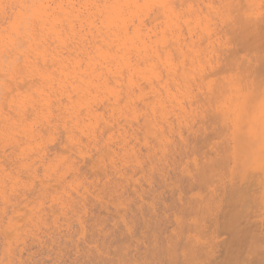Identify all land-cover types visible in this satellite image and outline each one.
Instances as JSON below:
<instances>
[{"label": "bare ground", "instance_id": "1", "mask_svg": "<svg viewBox=\"0 0 264 264\" xmlns=\"http://www.w3.org/2000/svg\"><path fill=\"white\" fill-rule=\"evenodd\" d=\"M25 81L30 86L25 89V86L21 85L24 88L22 89L19 83ZM12 92L16 94L7 99V95ZM2 99L8 103L10 109L6 113L2 103L0 104V148L4 153L10 149L12 154L20 147V154L28 152V155H23L24 159L43 161L47 153L45 154L43 148H39L47 139L62 132L66 135L67 145L72 148L70 149L82 153L83 149L87 150L85 148L88 143L90 146L97 145L103 131L107 129L110 132L108 140L106 131L104 139L111 144L118 142L119 145L116 149L118 153L111 154L113 158L109 166L125 177L126 173H121L122 169L126 170L128 165H140L143 162L140 153L142 155V152H145L151 172V183L147 187L150 189L141 186L140 189H135L136 205L133 200L123 196L125 189L121 193L114 191L119 195L115 204L119 217L109 216L118 219L115 222L117 228L120 224L124 226L128 240L135 238V229L141 226V233L134 242L138 247L134 260L132 259L135 264H217L221 257H224V264H235L245 252L250 263L255 257L258 258L257 253L264 247V244L261 247V241L264 240V189H249V186L250 176L257 170L254 167L264 162V0H0V100ZM84 139L85 143L88 142L86 145L82 143ZM51 145L53 150H56L55 144ZM56 145L58 146L59 142ZM48 146L44 149L50 148ZM137 146L143 148H139L140 153L136 151ZM205 146H208L209 153L203 151L206 150ZM70 149L68 148V152ZM104 149L102 147V150ZM66 150L70 156L71 153ZM57 152L59 151H55V154ZM62 159L58 154L53 155V161L50 163L51 159H48L49 165L42 164V169L46 165L49 173L55 172L61 165L57 163ZM183 159H187L188 163L193 162L197 168L194 171H199L197 177L201 175L199 179L203 182H212L218 176L217 184H207V189H200L199 186L195 189L197 185L192 187L193 183L188 181V185L185 184L188 186L186 190L188 191L191 184V188L196 191L189 198L184 195L185 189H167L172 193V198L173 194L176 195V199L173 198L175 202L168 203L163 198L164 192L154 189L153 176L156 173L162 175L161 172L169 160L172 165H177L179 160ZM230 161H240L241 167L230 169L229 189H218L228 184L222 180V174L228 172H224L227 165L224 170L222 166L224 162L229 164ZM117 164L120 166L115 167ZM90 165L93 167L91 161ZM261 166L258 167L259 170ZM85 167V171H89V168ZM191 167L195 169L193 165ZM25 168L29 173L32 171L28 164ZM41 173L39 175L42 176L43 172ZM59 173L60 170L58 175ZM144 174H147V171ZM107 175L103 176L107 179ZM38 176L33 177L38 179ZM91 176L94 174L89 176L90 181ZM1 178L0 182L3 183ZM177 178L175 177V181ZM238 178L240 184H237ZM18 179L20 181L22 178ZM199 179L197 180L200 181ZM76 182L78 185L79 181ZM108 182L111 184L110 180ZM177 182L176 184H179ZM15 185L10 188L9 196L6 194L8 188L5 185L0 186L3 206L15 202L11 196ZM131 185L133 187V184ZM33 187L35 190L36 187L40 188L38 185ZM47 190L51 191L50 188ZM66 192L63 190L58 193L51 201L46 199L48 202L59 203V207L68 215L74 211V206ZM33 193L35 194L34 190ZM42 200L36 202L37 205L34 203L29 215L18 214L17 220V216L12 215L5 224L0 217V236L3 238L1 242L4 241L3 247L0 245V264H16L14 245L24 247L23 236H35L32 225L36 226L37 220L41 221V216L33 214V210L39 211L43 206ZM132 206H135L136 210H133ZM101 207L103 206H100L99 210ZM9 209L11 208L7 210ZM26 209L28 208H24V211ZM21 210L20 212H23V209ZM112 210L114 211L113 208ZM4 213L5 210L2 211V214ZM100 213L103 215L102 211ZM14 214H17V211H14ZM76 214H79L78 211ZM96 215L97 220L99 211ZM98 221L100 222V219ZM20 222H24L25 227L31 225L23 231V235L21 232L25 227L22 228L24 224L20 225ZM112 222L114 223V220ZM167 222L174 223V227L165 233L166 235H162ZM108 223L110 225V222ZM87 224L89 223L86 222V227ZM89 226L87 228L91 229V225ZM95 230L93 235L98 232ZM51 236L50 238H53ZM72 236L70 237L73 238ZM96 236L97 234L95 239ZM87 237L89 236H86V239ZM85 241L82 245L89 244L90 240ZM91 241L90 244H93ZM121 244L118 248L122 247ZM124 247L122 252L118 249L119 253L127 255L128 246ZM115 256L117 255L112 257L114 263L125 261L122 260L125 257H121L118 263ZM97 260L99 262V259ZM61 261L60 264L66 260ZM27 262L25 260V264ZM95 263L97 262L93 264ZM263 263L264 258L258 261V264Z\"/></svg>", "mask_w": 264, "mask_h": 264}, {"label": "rangeland", "instance_id": "2", "mask_svg": "<svg viewBox=\"0 0 264 264\" xmlns=\"http://www.w3.org/2000/svg\"><path fill=\"white\" fill-rule=\"evenodd\" d=\"M28 83V82H27ZM26 83V81L25 82H23V83H19L20 84V87H21V85L22 86H25L24 88L26 89V88H28L30 85H29V83L27 84ZM36 83V82H35ZM38 83V82H37ZM18 84V85H19ZM27 85V86H26ZM38 85H40L39 83H38ZM19 87V86H18ZM19 87V89L21 90V88L22 89H24L23 87H21L20 88ZM13 90H15V88L13 89ZM16 91V90H15ZM15 94H16V92H14ZM13 92H12V94L10 93V95H7V99L12 95V96H14L15 94H14ZM5 101H6V99H5ZM2 103V107L5 109L4 110V112H9L8 110H10L9 109V107H8V103L7 102H4L3 101V99L2 100H0V104ZM4 103V104H3ZM7 104V105H6ZM7 106L8 108H5V107ZM7 109V110H6ZM12 113V112H11ZM10 113V114H11ZM13 114V113H12ZM1 125V124H0ZM105 131H106V133H107V136H106V140H108L107 138H108V136H109V130H104L103 131V136H102V138H101V140H100V142L96 145V144H93V143H91V144H93L92 146H90V143H88V142H86L85 143V139L82 141V143L83 144H87L86 146L88 147H90L89 149L86 147L85 149H87V150H85L84 151V149H83V152L82 153H79V152H77V151H75V150H71L72 148L71 147H69V145H67V141H66V135H64L65 133L64 132H62L61 134H57V136H54L53 138L55 139V137H56V140H54L52 137H51V139H47L51 144H55L54 145V148L56 149V150H53V145H49V142L46 140L45 141V143H43L42 145H41V147L39 148V149H42V150H44L45 151V154L48 156V152H50L49 153V156L47 157L46 155H45V157H44V162L42 161V160H36L35 161V159H32V160H28V159H24V157H23V155L24 154H26V155H28V152L27 151H25V153L24 154H20V147L19 148H17L15 151L16 152H13L12 154L10 153V149H7L6 150V152L4 153V152H2V149L0 148V164H2V166L0 167L1 169H0V171L2 172H0V178L2 179V181H3V183L2 182H0V186H3V185H5L8 189H9V191H8V189H6V194L8 195V193L10 192L11 193V187H13L14 185H15V183H16V185H15V190L13 191V193H12V195L11 196H13L12 197V199H13V201H15L12 205L9 203V204H7V206H6V204L3 206V202H1L2 200L0 199V207H1V205H2V207H4V208H2L1 207V209H2V211H4L5 210V213L4 214H2V211H0V217H1V219H3L4 220V222H5V224H7L8 223V221L14 216H17L16 217V220L18 219V214H25V215H29L30 214V212H31V210L33 209V206H34V203L36 204V202H38V201H40V200H42V202H43V206L39 209V211H38V209H35V211L33 210V214H35L36 215V213H37V215L38 216H41L40 218H41V221H38L37 220V223H36V226H34V225H32L33 226V228L35 229V236H33V237H29V236H23L24 237V239H25V245H24V247H21V245L19 246V247H17L16 245H14L16 248V250L14 251V255H15V257L17 258V260H16V264H25V260H26V262L28 261V262H30L31 264H33V261H34V264H58V262H59V264H60V261L61 262H63V261H65V263L63 262V263H61V264H73L75 261H77L76 263H74V264H83V263H85V261H87V263H85V264H93L95 261L97 262V263H95V264H111V262H113L112 260H114L113 258H114V255H117V256H115V260H117L118 261V263H119V261H121V257L122 258H124V259H122V260H125V261H122V263L120 262L119 264H126L127 262L129 263L130 262V264H135L134 263V261H132V259L134 260V257H135V255H136V252H137V248L138 247H136L137 246V244L136 243H134L135 242V239L139 236V234L141 233V226H137L136 227V231L134 232L135 233V238L134 239H132V240H128V234H127V231H126V229L124 228V226L122 227V225L120 224L119 226H118V228L115 226V222L118 220V219H116V217L118 218L119 217V215H118V213H117V210H116V207H115V204H117V202H118V194H116L114 191H118L119 193H121V191L123 190V189H125V191H124V193H123V196H125L126 198H129V199H131V200H133L134 201V205H136L135 204V202H137V198H136V194H135V189H140V187L139 186H141V187H143V188H145V189H150V188H147V187H149V184L151 183V176H149V175H151V172H150V170H149V162H148V160L146 159V157H145V152L143 151L142 152V155H141V153H140V149L141 150H143V148H141V147H139V146H137V148H136V151L138 152V153H140V156H141V159H143V160H141V161H143V162H141L140 163V165H138V166H136V167H131V166H129L128 165V167H126V170H123L122 169V172L121 173H126V176L124 177V175L123 176H121L120 175V173L119 172H117L116 171V169L114 168V169H111L110 167H112V166H109L110 165V160H111V158H113V154H115V153H118V150H116V149H118L119 148V145L115 142V143H113V144H111V143H108V141H106L104 138H105V135H106V133H105ZM109 132V133H108ZM64 133V134H63ZM105 134V135H104ZM59 135V136H58ZM61 136V137H60ZM60 137V138H59ZM63 137V138H62ZM65 137V138H64ZM61 139H62V141H61ZM64 139V140H63ZM81 139H83V138H81ZM102 139H103V141H102ZM53 140V142H51V141ZM60 140V141H59ZM105 140V141H104ZM66 143H65V142ZM55 142V143H54ZM58 142H59V145L57 146L56 144H58ZM60 142L62 143V144H60ZM102 142V143H101ZM105 144H104V143ZM21 143H23V142H21ZM47 143V144H46ZM101 143V144H100ZM44 144H46V146H44ZM116 144V145H115ZM49 145V146H48ZM60 145L62 146V147H60ZM65 145V146H64ZM95 145L97 146V147H95ZM109 145V146H108ZM50 147V148H45L44 149V147ZM55 146H57V147H55ZM101 146V147H100ZM113 146H115V147H113ZM22 147H24V145H22ZM21 147V148H22ZM102 147H103V149L105 148L106 149V151H105V149L104 150H102ZM208 147V146H207ZM206 146H205V148H206V150H203L204 152L206 151L207 153H209V148H207ZM52 148V149H51ZM62 148V149H61ZM68 148L70 149V151L68 152ZM109 148V149H108ZM140 148V149H139ZM204 148V149H205ZM49 149H51V150H49ZM58 149V150H57ZM67 149V150H66ZM90 149H92V150H94V151H90ZM96 149V150H95ZM102 150V154L100 153L101 152V150ZM9 150V151H8ZM65 150L68 152V153H71L70 154V156L65 152ZM88 150H89V152H88ZM99 150V151H98ZM115 152H114V151ZM18 151V152H17ZM48 151V152H47ZM52 151H54V152H52ZM55 151H59V152H57V154H58V156H60L61 158H63L61 161H59L57 164L58 165H60V166H58V169L55 171V172H52V173H49V171L47 170L48 169V166L46 167V165H49V162H48V159L50 160V163L53 161L52 160V156L54 155H56L57 156V154H55ZM104 151V152H103ZM113 151V153H111ZM64 152V153H63ZM76 153V155H75V153ZM95 154H94V153ZM98 152V153H97ZM106 152V153H105ZM4 153V154H3ZM52 153H54L53 155H52ZM96 153H97V157L95 158L94 157V155H96ZM10 154H11V156H10ZM62 154V155H61ZM64 154H67V155H64ZM73 154V155H72ZM82 154V155H81ZM90 154L92 155V156H90ZM99 154V155H98ZM109 154L111 155V156H109ZM7 155H9L8 157H6ZM75 155V156H74ZM15 156V157H14ZM16 156H19L20 158L19 159H17V157ZM22 156V157H21ZM68 156V157H67ZM109 156V157H108ZM14 157V158H13ZM71 157H74V159L75 160H77V158H79V160H77V161H74V159L72 158L71 159ZM75 157H77V158H75ZM93 157V158H92ZM11 158H12V160H11ZM69 158V159H68ZM90 158V159H89ZM108 158H110V159H108ZM2 159V160H1ZM14 159V160H13ZM46 159V160H45ZM53 159H54V157H53ZM67 159V161H65V160ZM95 159V160H94ZM109 161H108V160ZM21 160H26V162H23V161H21ZM64 160V161H63ZM106 162H105V161ZM183 160L185 161V162H183ZM183 160H179V165L177 164V165H172V162H171V160H169L168 161V164L167 165H169V166H167V165H165L164 166V170L161 172V174L162 175H160L159 173H156V175L155 176H153V179H152V181H153V185H154V189H161V191H163L164 192V199L165 200H167L166 202H168V203H173V202H175V201H173L174 199H176L175 198V196H174V194H173V198L171 197V195H172V193L170 194V192H169V190H167V189H185V191H186V193L184 194L186 197H190L191 195H192V193H194V192H196L195 190H193L194 188H191V184H190V188H188V191L186 190L187 189V182L189 181L190 183H193L192 184V187H193V185H197V187L195 188V189H198L199 187H200V189H207V188H205V187H208L209 185H207V184H212V183H214V185H216L217 184V180H218V176H217V179H216V177L214 178L215 180H213L212 182H210V181H208V183H207V181L206 182H203L202 181V179L200 180L199 178H201V175L199 176V178L197 177V175L198 174H200L199 173V171L197 172V171H194V170H197V168L195 167V165L193 164V162H191V161H189V163L187 162V159H183ZM22 162L21 163V165H20V162ZM36 163H35V162ZM63 161V164L61 163ZM80 161H81V163H80ZM83 161V162H82ZM90 161L92 162V164H93V167H92V165H90ZM5 162V163H4ZM14 162V163H13ZM15 162H16V168H13V167H15L14 166V164H15ZM17 162L19 163V165H17ZM42 162V163H41ZM46 162V163H45ZM68 162V163H67ZM105 162V163H104ZM170 162V163H169ZM4 163V164H3ZM24 163V164H23ZM30 163H32V165L30 164ZM48 163V164H47ZM60 163V164H59ZM85 163V164H84ZM95 163H96V165H95ZM104 163V164H103ZM109 163V164H108ZM186 163V164H185ZM192 163V164H191ZM218 163V162H217ZM216 163V164H217ZM232 163V164H231ZM11 164H13L12 165V167H11ZM26 164H28V165H30V168L32 169V171L29 173L28 172V170L25 168V165ZM37 164V165H36ZM42 164H46V165H44L43 166V169H42ZM81 164V165H80ZM98 164V165H97ZM171 164V165H170ZM185 164V165H184ZM221 164H223V163H221ZM258 164V163H257ZM23 165V166H22ZM33 165H35V167L33 166ZM145 165H147V166H145ZM181 165V166H180ZM191 165H193L194 167H195V169H192V167H191ZM226 165H227V167H226ZM260 165H262L261 167L262 168H264V162H262ZM259 164H258V167L260 166ZM6 168H5V167ZM18 166V167H17ZM64 166V167H63ZM85 166H87L88 168H89V171H85L86 170V167ZM90 166V167H89ZM97 166V167H96ZM101 166V167H100ZM119 167L120 165L119 164H117V165H115V167ZM144 166V167H143ZM177 166V167H176ZM222 166V165H221ZM20 167H22V169L20 168ZM38 167V168H37ZM45 167V168H44ZM83 167V168H82ZM95 167V168H94ZM103 167V168H102ZM129 167H131V168H129ZM146 167V168H145ZM148 167V168H147ZM180 167H182V168H180ZM191 167V168H190ZM224 167H226V171H224V172H227V173H229V175L227 176V173L225 174L224 172V174L225 175H223L222 174V180L226 183H228L227 184V186H226V184H225V186H220V184H219V186H220V188H218V189H223V187L226 189V187H228V189H229V187H231L230 186V183H231V174H230V169H235L236 167H238V168H240L241 167V165H240V161H235L234 163L233 162H229V164H228V162H224V165L222 166V169L224 170ZM257 167V165L254 167L255 169L257 168V170L256 171H254V172H252V174H251V176H250V183H251V185L249 186V189H264V169H262L261 168V170H259V168ZM14 170H13V169ZM18 168L20 169L19 171H18ZM41 168V169H40ZM96 168H98V169H96ZM99 168H102L101 170L99 169ZM129 170H128V169ZM135 168V169H134ZM167 168V169H166ZM179 168V169H178ZM216 168V167H215ZM4 169H5V172H4ZM7 169H11V170H13V171H11V170H7ZM17 169V170H16ZM37 169H39V170H37ZM46 169V170H45ZM62 169V170H61ZM90 169H91V172H92V174H94V176H91L92 178H91V181H90V175H92L91 174V172H90ZM103 169H104V171H103ZM107 169V170H106ZM111 169V170H110ZM133 169V170H132ZM144 169V170H143ZM146 169H148V170H146ZM217 169V168H216ZM59 170H60V173H59V175H58V172H59ZM75 170V171H74ZM88 170V169H87ZM141 170V171H140ZM173 170H174V172H173ZM177 170V171H176ZM8 171V172H7ZM9 171H11V172H9ZM24 171V172H23ZM37 171V172H36ZM39 171V172H38ZM78 171V172H77ZM84 171V172H83ZM101 171V172H100ZM108 171V172H107ZM136 171V172H135ZM142 171H144V172H142ZM146 171H147V174H144V173H146ZM181 171V172H180ZM222 171V170H221ZM23 172V174H21L20 175V173H22ZM41 172H43V175H44V177H43V175L41 176V175H39V174H42ZM99 172L101 173V175L100 176H102V177H100L99 176ZM110 172V173H109ZM116 172V173H115ZM129 172V174H127ZM132 174H131V173ZM140 172H142V173H140ZM173 172V173H172ZM201 172V171H200ZM5 173H6V175H5ZM8 173H10L9 175H7ZM12 173V174H11ZM36 173V174H35ZM45 173V174H44ZM57 173V174H56ZM170 173V174H169ZM172 173V174H171ZM175 173H177V174H181V176H178L177 174H175ZM192 173H194V174H192ZM202 173V172H201ZM222 172H220V174H221ZM33 174V175H32ZM55 176V178H54V176ZM81 174H82V176H81ZM95 174H96V177H95ZM109 176H108V175ZM113 176H112V175ZM131 174V175H130ZM175 174V175H174ZM6 177H5V176ZM18 175V176H17ZM40 177H39V176ZM58 175V176H57ZM84 175L86 176L85 178H84ZM97 175H98V177H97ZM105 175H107L106 177H107V179L104 177ZM140 175V176H139ZM159 175V176H158ZM192 175H194L192 178H191V176ZM12 176H14V178L12 177ZM21 176V177H20ZM23 176V177H22ZM30 176V177H29ZM39 177L38 179H36V178H34V177ZM53 176V177H52ZM57 176V177H56ZM114 176H115V178H114ZM169 176V177H168ZM221 176V175H220ZM6 179H4V178ZM8 177V178H7ZM71 177V178H70ZM83 177V178H82ZM88 177H89V179H88ZM93 177L95 178V179H93ZM110 177V178H109ZM136 177V178H135ZM146 177H148V178H146ZM168 177V178H167ZM175 177H178L177 179V181H175L176 179H175ZM180 177V178H179ZM188 177V178H187ZM195 177V178H194ZM227 177V178H226ZM18 178H22L20 181H19V179ZM27 178V179H26ZM42 178V179H41ZM82 178V179H81ZM101 178V179H100ZM135 178V179H134ZM159 180H158V179ZM10 179H12V180H10ZM31 179V180H30ZM54 179H57V180H53ZM69 179V180H68ZM74 179V180H73ZM77 179V180H76ZM85 179V180H84ZM86 179H88V180H86ZM106 179V180H105ZM110 180V183L111 184H109V180ZM112 179H113V181H112ZM115 179H118V180H116L115 181ZM125 179V180H124ZM141 179V180H140ZM144 179V180H143ZM148 179V180H147ZM192 179V180H191ZM197 179H199L200 181H198ZM227 179V180H226ZM14 180V181H13ZM28 181V180H30V181H28V182H26V181ZM51 180V181H50ZM96 180H98V181H96ZM101 180V181H100ZM124 180V181H123ZM135 180V181H134ZM170 182H169V181ZM180 180V181H179ZM182 180V181H181ZM195 180V181H194ZM226 180V181H225ZM4 181L6 182V183H4ZM21 181H23V182H21ZM32 181V182H31ZM75 181H79V184L77 185V183L78 182H76L75 183ZM84 181V182H83ZM89 183H88V182ZM104 181V182H103ZM119 181H121V183H119ZM122 181H123V183H122ZM140 181H142V182H140ZM173 181V182H172ZM175 181V182H174ZM193 181V182H192ZM203 182V184H202V182ZM10 182V183H9ZM20 182H21V184H20ZM30 182H31V184H30ZM41 183V184H38V183ZM48 182V183H47ZM52 182V183H51ZM56 182V183H55ZM60 184H59V183ZM96 182H98V183H96ZM102 182V183H101ZM107 182V183H106ZM130 182V183H129ZM176 182L177 183H179V184H176ZM13 183V184H12ZM58 183V184H57ZM95 183H96V185H95ZM100 183L102 184V185H104L103 187H102V185H100ZM113 183V184H112ZM118 183V184H117ZM127 183V184H126ZM146 183V184H145ZM158 183V184H157ZM205 183V184H204ZM216 183V184H215ZM8 184H9V186H8ZM20 184V185H19ZM27 184V185H26ZM64 184V185H63ZM123 184V185H122ZM131 184H133V187H132V185ZM176 184V185H175ZM181 184V185H180ZM185 184H187V185H185ZM237 184H240V181H239V178H238V183ZM17 185H19V186H17ZM39 186L40 188L39 189H37L38 187H36V190H35V187H33V186ZM43 185H45V186H43ZM56 185H57V187L58 186H60L61 187V189H60V187H56ZM71 185V186H70ZM72 185H73V187H72ZM115 185V186H114ZM118 185V186H117ZM148 185V186H147ZM22 186V187H21ZM187 186V187H186ZM199 186V187H198ZM218 186V187H219ZM18 187V188H17ZM33 187V188H32ZM52 187V188H51ZM56 187V188H55ZM62 187L64 188L63 190L64 191H67L66 192V195L67 196H69L68 198H70V200L72 201V206H74L73 207V209H74V211H72L71 213H68V215H66L67 213L65 212V211H63L59 206H60V204L59 203H53V202H48V200L47 199H49V201H51V199L54 197V198H56L57 196V194L58 193H60V192H62L63 190H62ZM70 187H72V189H70ZM76 187V188H75ZM95 187V188H94ZM108 187V188H107ZM139 187V188H138ZM195 187V186H194ZM212 187H213V185H212ZM217 187V186H216ZM48 188H50L51 189V191L50 190H47ZM66 188H68L67 190H66ZM103 188V189H102ZM163 188H165V189H163ZM214 188V187H213ZM23 189V190H22ZM42 189H43V191H42ZM74 189V190H73ZM93 189V190H92ZM131 189V190H130ZM231 189V188H230ZM18 190V191H17ZM21 191V193H23V195L25 196V197H23V195H21V193H20V191ZM33 190L35 191V194H37V193H39L38 195H35L34 193H33ZM37 190H39V191H37ZM41 190V191H40ZM56 190H59V191H57L56 192ZM73 190V191H72ZM81 190V191H80ZM112 190V191H111ZM131 192H133V193H130V191ZM165 190H167L166 191V193H165ZM8 191V192H7ZM29 191H30V193H29ZM36 191H37V193H36ZM48 191V192H47ZM71 191V192H70ZM86 191L88 192V193H86ZM93 191V192H92ZM105 191H107V192H105ZM16 192V193H15ZM20 193V195H19V193ZM27 192H28V194H27ZM45 192H47V193H45ZM69 192V193H68ZM128 192V193H127ZM10 193H9V195H10ZM18 193V194H17ZM34 194V196L32 197V195ZM44 193L46 194V195H44ZM74 193V194H73ZM82 193V194H81ZM85 193V194H84ZM167 193H169V194H167ZM48 194V195H47ZM51 194V195H50ZM55 194V195H54ZM125 194V195H124ZM127 194V195H126ZM130 194V195H129ZM8 195V196H9ZM16 195V196H15ZM19 196V198H18V196ZM44 195V196H43ZM54 195V196H53ZM72 195H74L75 196V198H77V199H75V198H73V197H71ZM95 195V196H94ZM135 195V196H134ZM221 195H223V194H221ZM29 196H31L30 198H29ZM36 196H38V198H40V200L39 199H37V197ZM40 196H42V197H40ZM46 196V197H45ZM56 196V197H55ZM78 196V197H77ZM117 196V197H116ZM134 196V197H133ZM16 197V198H15ZM21 197H23V198H21ZM36 199H35V198ZM48 197H50V198H48ZM90 197V198H89ZM16 200H15V199ZM17 198H18V200H17ZM32 198H34V199H32ZM47 198V199H46ZM71 198H73V199H71ZM79 198V199H78ZM80 198H81V200H80ZM134 198H136L135 200H134ZM30 199V200H29ZM32 199V200H31ZM111 199V200H110ZM116 199V200H115ZM22 200V201H21ZM27 200V201H26ZM35 202H34V201ZM45 200H46V203H45ZM77 200H79V201H77ZM86 200V201H85ZM91 201V202H89V201ZM110 200V201H109ZM115 200V201H114ZM17 201V202H16ZM93 201H95V203L93 202ZM21 202V203H20ZM24 204H23V203ZM28 202V203H27ZM111 204H110V203ZM17 203H19V204H17ZM30 203L32 204L31 206H30ZM44 203L46 204V205H44ZM75 203V204H74ZM90 203V204H89ZM103 205H102V204ZM14 204H16V205H14ZM23 204V205H22ZM29 205V206H28ZM37 205V204H36ZM48 205V206H47ZM78 205V206H77ZM93 205V206H92ZM103 206V207H101V211H102V213H103V215L100 213L101 211L99 210V207L100 206ZM106 205V206H105ZM6 206V207H5ZM21 208H20V207ZM76 206V207H75ZM88 206V207H87ZM91 206V207H90ZM15 207H17V208H15ZM28 208V209H26L25 211L27 212H25L24 211V208ZM31 207V208H30ZM53 207H55V209H53ZM95 207V208H94ZM106 207V208H105ZM107 207H108V209H107ZM131 207V206H130ZM8 208H11V209H9V210H7ZM15 208V210H13ZM30 208V209H29ZM89 208V209H88ZM112 208L114 209V211H116V213L112 210ZM18 209H23V212H20V210H18ZM75 209H76V211H75ZM78 209V210H77ZM92 209V210H91ZM132 209L133 210H136L135 209V206H132ZM162 209V208H161ZM37 210V211H36ZM41 210V211H40ZM60 210H61V212H60ZM89 210V211H88ZM104 210H105V212H104ZM113 212H112V211ZM6 211H8V213L6 212ZM12 211V212H11ZM14 211L16 212L17 211V214H14ZM22 211V210H21ZM30 211V212H29ZM42 211H44V212H42ZM59 212V214H58V212ZM77 211H78V213L79 214H76L77 213ZM91 211H92V213H91ZM94 211H97V213H98V211H99V217H98V219L96 220V218H97V216L98 215H96L97 213H95ZM147 210H145V212H146ZM174 211L176 212V209H175V207H174ZM52 212V213H51ZM75 212V213H74ZM88 212L90 213L89 215H88ZM62 213V214H61ZM64 213V214H63ZM81 213V214H80ZM112 213H114V214H112ZM42 214V215H41ZM51 214V215H50ZM71 214V215H70ZM101 214V215H100ZM104 214H106V215H104ZM13 215V216H12ZM35 215L33 216L34 218H35ZM65 215V216H64ZM114 215H116V217H109V216H114ZM5 216V217H4ZM38 216H36V219L38 218ZM44 216V217H43ZM46 216V217H45ZM56 216H57V218H56ZM63 217V219L62 218H60V217ZM73 216H75L76 218H74ZM90 216V218H88ZM103 216V217H102ZM108 218H107V217ZM53 217V218H52ZM70 217H72V218H70ZM93 217V218H92ZM95 217V218H94ZM105 217V218H104ZM70 218V219H69ZM86 218H88V219H86ZM104 218V220H102ZM111 218V219H110ZM57 219H59V221L61 222V221H63V222H59ZM61 219V220H60ZM67 219V220H66ZM72 219V220H71ZM90 219V220H89ZM92 219H94L93 220V224L91 223L90 224V221L92 220ZM100 219V222L102 221L103 223L104 222H107V223H100L98 220ZM66 220V221H65ZM75 220H76V222H75ZM88 220V221H87ZM106 220V221H105ZM114 220V223L112 222ZM56 221V222H55ZM97 221V222H96ZM59 222V223H58ZM86 222H88L89 223V225H91V229L90 228H87V227H90L88 224V226L86 227ZM95 222H96V224H95ZM108 222H110V225H109V223ZM112 222V223H111ZM100 223V224H99ZM22 224H24V222H20V225H22ZM39 224V225H38ZM51 224V225H50ZM56 224V225H55ZM59 224V225H58ZM73 225V226H72ZM75 225H77L75 228H74V226ZM85 225V226H84ZM93 225H96V226H93ZM109 225V226H108ZM31 225H28L27 227H25V224H24V226L22 227V228H24V229H22V232H21V234L23 235L24 234V230L25 229H27V228H29ZM52 226H54V227H52ZM56 226V227H55ZM57 226H59L58 228H57ZM35 227H37V228H35ZM65 227V228H64ZM79 227V228H78ZM107 227H112L111 229L110 228H107ZM116 227V229H113V228H115ZM122 227V228H121ZM174 227V223H170V222H167V224H165V226H164V229L162 230V235H166L165 233H168L172 228ZM51 228V229H50ZM54 228V229H53ZM67 228V229H66ZM77 228V229H76ZM95 228V229H97V231L98 232H96L95 233V235L97 234V238L95 239L94 237H95V235H93V233L96 231L95 229H94V231H93V229ZM107 228V229H106ZM124 228V229H123ZM61 229V230H60ZM63 229V230H62ZM69 229V230H68ZM73 229V230H72ZM90 229V230H89ZM99 229V230H98ZM139 229H140V232H139ZM43 230H44V232H43ZM57 230H59L58 232H57V234H56V231ZM64 230H65V232H64ZM67 230V231H66ZM75 230V231H74ZM77 230V231H76ZM107 230H109V232L107 231ZM113 230V231H112ZM121 230V231H120ZM123 230H125L124 232H122ZM50 231V232H49ZM73 231V232H72ZM88 231V232H87ZM93 231V232H92ZM106 231V232H105ZM120 233H119V232ZM44 234H43V233ZM48 232V233H47ZM62 234H61V233ZM71 232V233H70ZM91 232V233H90ZM104 232V233H103ZM42 233V234H41ZM61 234V236H60V234ZM69 233H70V236H72V234H73V238H71L70 236H69ZM90 233V234H89ZM116 233V234H115ZM117 233H119V235H117ZM39 234V235H38ZM51 234H52V236H51ZM68 234V235H67ZM89 234V235H88ZM125 234H127V236H125ZM115 235V236H114ZM50 236L51 237H53V238H50ZM60 236V237H59ZM69 238H68V237ZM77 238H76V237ZM86 236H89V237H87V239H86ZM98 236H99V238H98ZM105 236H108V237H105ZM118 236V237H117ZM127 238V240H126V238ZM93 237V238H92ZM101 237H103V238H101ZM110 237V238H109ZM112 237V238H111ZM2 237L0 236V245H2V243L4 242V241H2L1 242V240L3 239H1ZM47 238V239H46ZM56 238V239H55ZM62 238V239H61ZM75 238V239H74ZM91 238V239H90ZM105 238V239H104ZM109 238V239H108ZM120 238V239H119ZM38 239V240H37ZM52 239V240H51ZM54 239V240H53ZM57 239H60V240H57ZM73 241H72V240ZM85 239H86V241H85ZM93 239H95V241L97 242H95ZM107 239V240H106ZM118 239V240H117ZM126 240V241H124L123 242V240ZM36 240H37V242H36ZM50 240V241H49ZM63 240H64V242H63ZM91 241V243L93 242V244H90V241ZM105 240V241H104ZM27 241V242H26ZM31 241V242H30ZM33 241H34V243H33ZM40 241H41V243H40ZM43 241L45 242L44 244H43ZM51 241H54V242H52L51 243ZM57 241V242H56ZM58 241H60V242H58ZM88 242L89 241V244H87V243H84L83 245H82V243L83 242ZM121 241V242H120ZM128 241H130V242H128ZM21 242L22 241H20V244H21ZM36 242V243H35ZM77 242V243H76ZM102 243V245H100L101 243ZM103 242H104V244H103ZM111 242V243H110ZM113 242V243H112ZM116 244H115V243ZM119 242V243H118ZM39 243V244H38ZM51 243V244H50ZM55 245H54V244ZM123 245H122V244ZM130 243H134V244H136L135 245V247H134V244L132 245V244H130ZM4 244V243H3ZM29 244V245H28ZM41 244V245H40ZM51 246H50V245ZM53 244V245H52ZM59 244V245H58ZM100 246H99V245ZM110 244V245H109ZM119 244H121V246L122 247H119L120 248V250H121V252H122V250H124L123 249V246H125L126 247V245L128 246V247H126L127 249H128V254L127 255H125V254H123V253H119V248H118V246H120ZM263 244H264V240H262L261 241V247L263 246ZM64 245V246H63ZM91 245V246H90ZM114 245V246H113ZM130 245V246H129ZM41 248H40V247ZM53 246V247H52ZM56 246V247H55ZM81 246V247H80ZM85 246H86V248H85ZM2 247H3V245H2ZM28 247V248H27ZM32 247H34V248H32ZM66 247V248H65ZM101 247V248H100ZM124 247V248H125ZM23 248V250H21ZM61 248V249H60ZM100 248V249H99ZM122 248V249H121ZM20 249V250H19ZM27 249H29V250H27ZM34 249V250H33ZM46 249V250H45ZM60 249V250H59ZM89 249V250H88ZM109 249V250H108ZM117 249V250H116ZM130 249H131V251H130ZM137 249V250H136ZM32 252H31V251ZM35 250H36V253H34L35 252ZM55 250V251H54ZM76 250V251H75ZM80 252H79V251ZM83 252H82V251ZM84 250H86V251H84ZM90 250H92V251H94L93 252V255H92V251H90ZM98 250H99V252H98ZM134 250V251H133ZM45 251H47L46 253H45ZM115 253V252H118V254H112L113 252ZM132 252V253H130V252ZM258 251V250H257ZM16 252V253H15ZM41 252V253H40ZM67 252H69L68 254H67ZM76 252V253H75ZM87 252L88 253H90V254H87ZM33 253V254H32ZM38 253H40V254H38ZM56 253V254H55ZM82 253V254H81ZM96 253V254H95ZM106 253V254H105ZM246 253V252H245ZM243 254L242 256H241V259H240V261L239 262H237V263H235V264H258V261H260V260H262L263 258H264V247L261 249V251H260V253H257V254H259L258 255V258H256L255 257V254L253 255V257H255V259L253 260V261H251V263L248 261V259H247V257H246V254ZM254 253H255V250H254ZM38 254V255H37ZM42 254H43V256H42ZM74 254V255H73ZM76 254V255H75ZM81 254V255H80ZM87 254V258H86V255ZM26 255V256H25ZM65 255H66V257H65ZM84 255V256H83ZM111 255V256H110ZM119 255H122V256H120L119 257ZM130 255V256H129ZM19 256V257H18ZM22 256H25V257H22ZM64 256V257H63ZM82 256V257H81ZM100 256H101V258H100ZM129 256V257H128ZM133 258H132V257ZM1 257V256H0ZM113 257V258H112ZM116 257H119V258H116ZM25 260H24V259ZM32 258V259H31ZM67 258V259H66ZM85 258V259H84ZM111 258V259H110ZM21 259H23V260H21ZM28 259V260H27ZM59 259V260H58ZM61 259V260H60ZM87 259V260H86ZM97 259H99V262H98V260ZM131 259V260H130ZM56 260L58 261V262H56ZM89 260V261H88ZM91 260H93L92 262H91ZM95 260V261H94ZM107 262H110V263H106V261ZM223 260H224V257H221V258H219V260H218V262H216L217 264H224V262H223ZM19 261H20V263H19ZM36 261V262H35ZM45 261V262H44ZM51 261V262H50ZM78 261H79V263H78ZM24 262V263H23ZM27 262V264H30V263H28ZM81 262V263H80ZM89 262V263H88ZM124 262V263H123ZM127 263V264H128ZM140 263V262H139ZM15 264V263H14ZM112 264H117L116 263V261H115V263L113 262ZM264 264V263H263Z\"/></svg>", "mask_w": 264, "mask_h": 264}]
</instances>
